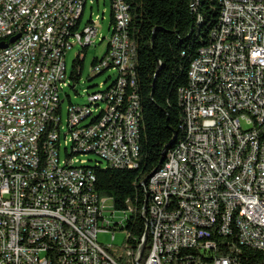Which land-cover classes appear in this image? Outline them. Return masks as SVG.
Returning <instances> with one entry per match:
<instances>
[{
    "label": "built area",
    "instance_id": "1",
    "mask_svg": "<svg viewBox=\"0 0 264 264\" xmlns=\"http://www.w3.org/2000/svg\"><path fill=\"white\" fill-rule=\"evenodd\" d=\"M107 1L99 39V0H0V264H240L237 245L264 253V0H218V27L178 91L184 138L142 185L146 257L142 239L119 256L97 242L109 201L85 157L135 169L141 121L129 6ZM104 41L92 72L112 81L69 104L63 127L61 94L77 84L66 54Z\"/></svg>",
    "mask_w": 264,
    "mask_h": 264
},
{
    "label": "trees",
    "instance_id": "2",
    "mask_svg": "<svg viewBox=\"0 0 264 264\" xmlns=\"http://www.w3.org/2000/svg\"><path fill=\"white\" fill-rule=\"evenodd\" d=\"M126 1L130 17L128 39L133 50V90L141 110L138 166L118 170L103 168L99 162L90 168L97 198L107 199L114 211L128 213L121 229L128 234L127 247L135 251L145 232L142 182L161 167L162 157L165 159L166 153L184 138V113L178 91L187 87L191 62L218 27L221 6L218 0ZM82 62L77 59L72 66L71 76L76 83ZM111 81L105 79L104 86ZM260 130L264 135V125ZM226 242H232V237L225 238L221 245ZM235 249L231 254L240 264H264L263 252L238 245ZM148 250L149 241L143 259Z\"/></svg>",
    "mask_w": 264,
    "mask_h": 264
},
{
    "label": "rangeland",
    "instance_id": "3",
    "mask_svg": "<svg viewBox=\"0 0 264 264\" xmlns=\"http://www.w3.org/2000/svg\"><path fill=\"white\" fill-rule=\"evenodd\" d=\"M104 11V20L100 21V26L98 28V38H107L109 36L107 27L110 22V5L109 2L106 0L105 6L102 5V1L99 0V7L97 8L94 4L92 8L93 16H100L101 12ZM90 11L87 8L86 13L84 16V23L89 19ZM97 43V42H96ZM105 41L102 44L97 45L96 47L91 46L87 49L86 52L82 51L79 47H73L69 50L66 54L65 63H66V70L67 75L72 72L73 63L79 59L82 60L83 66L80 78L78 83L76 84L74 90L67 88L65 90V94L69 97V101L71 104H84L86 98L83 96L84 90H87L88 93H92L98 90V85L103 83L106 77L109 75L108 73L93 78L94 73L92 72L94 60H100L105 53ZM115 75L114 73H111ZM91 81H88L90 80ZM110 83L107 82L104 86L106 88ZM61 94V100L63 103L61 104V118H62V125L65 127L66 120H67V108L69 105L68 100L66 99L65 94ZM64 139L61 135V150H60V159L62 160L64 157ZM86 165L88 167H93L100 161L93 155H88L85 157ZM105 220L99 224L100 228L106 230V232L99 233L97 237V242L102 247H109L112 246L111 252L117 254L118 256L122 253V247L128 246V234L122 230L125 226V220L128 217V213L117 212L112 209V206L108 202L106 205V209L104 211Z\"/></svg>",
    "mask_w": 264,
    "mask_h": 264
},
{
    "label": "water",
    "instance_id": "4",
    "mask_svg": "<svg viewBox=\"0 0 264 264\" xmlns=\"http://www.w3.org/2000/svg\"><path fill=\"white\" fill-rule=\"evenodd\" d=\"M19 38V36H16V37H13L12 39H10L9 43L12 44L14 43L17 39ZM7 46L5 44H0V49H5ZM159 67V66H158ZM176 139V136L173 137V140H172V143L175 141ZM164 161V158L162 157L161 159V163ZM156 170H154L151 174H153ZM150 174V175H151ZM147 176L143 182H142V185H144L147 181V179L150 177ZM146 203H147V196H145V204H144V209L146 208ZM148 241V230H147V226L145 225V232H144V235H143V238H142V242H141V245H140V248H139V254L140 256H142V254L144 253V250H145V246H146V243Z\"/></svg>",
    "mask_w": 264,
    "mask_h": 264
}]
</instances>
